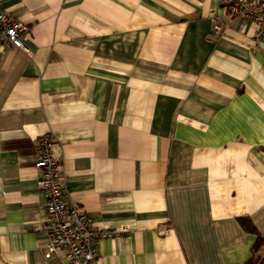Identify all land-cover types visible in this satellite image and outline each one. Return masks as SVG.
Listing matches in <instances>:
<instances>
[{
    "label": "crops",
    "instance_id": "1",
    "mask_svg": "<svg viewBox=\"0 0 264 264\" xmlns=\"http://www.w3.org/2000/svg\"><path fill=\"white\" fill-rule=\"evenodd\" d=\"M0 9L29 26L31 51L0 38V264H64L44 251V136L65 202L95 229L126 230L98 242L97 264H264V41L253 24L220 0Z\"/></svg>",
    "mask_w": 264,
    "mask_h": 264
},
{
    "label": "built area",
    "instance_id": "2",
    "mask_svg": "<svg viewBox=\"0 0 264 264\" xmlns=\"http://www.w3.org/2000/svg\"><path fill=\"white\" fill-rule=\"evenodd\" d=\"M220 5L229 16L255 26L254 44L264 41V0H220ZM221 31L220 23L215 22L208 38L215 40ZM29 32V26L8 18L0 9V38L6 48L29 56L31 51L24 44ZM37 143L38 159L34 169L38 174L37 187L44 199L45 254L63 252L64 264H97L98 242L116 238L126 230L95 229L83 211L65 202V178L60 160L52 154L50 137H41Z\"/></svg>",
    "mask_w": 264,
    "mask_h": 264
},
{
    "label": "trees",
    "instance_id": "3",
    "mask_svg": "<svg viewBox=\"0 0 264 264\" xmlns=\"http://www.w3.org/2000/svg\"><path fill=\"white\" fill-rule=\"evenodd\" d=\"M241 226L243 227V229H245L248 232L254 233V230L252 228V225L250 224L249 221L246 220H241L240 221ZM261 238L260 236L256 235V241L255 244L252 247V255L250 258V262H254V258L256 257V249L258 248L259 244H260Z\"/></svg>",
    "mask_w": 264,
    "mask_h": 264
}]
</instances>
